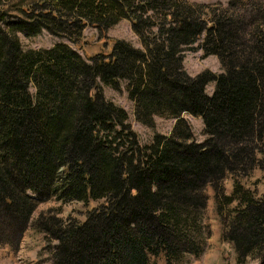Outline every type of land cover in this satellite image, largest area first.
I'll use <instances>...</instances> for the list:
<instances>
[{"label": "trees", "instance_id": "trees-1", "mask_svg": "<svg viewBox=\"0 0 264 264\" xmlns=\"http://www.w3.org/2000/svg\"><path fill=\"white\" fill-rule=\"evenodd\" d=\"M120 19L141 46L116 38L88 61L62 42L23 50L17 37L45 30L75 43L85 27L103 34ZM189 49L215 55L222 70L188 75ZM119 80L139 122L175 119L169 135L140 144L126 111L99 88L101 81L119 90ZM184 113L201 118L202 142ZM254 167L264 171L260 0H0V246L16 248L31 223L57 240L50 264H155L158 256L174 264L203 250L205 187L217 200L226 173ZM232 185L223 199L237 204L222 238L238 263L254 253L264 264V194ZM50 197L101 202L83 219L41 212L31 221Z\"/></svg>", "mask_w": 264, "mask_h": 264}, {"label": "rangeland", "instance_id": "rangeland-1", "mask_svg": "<svg viewBox=\"0 0 264 264\" xmlns=\"http://www.w3.org/2000/svg\"><path fill=\"white\" fill-rule=\"evenodd\" d=\"M196 3L206 4H221L226 5L228 0H189ZM259 1V0H257ZM264 3V0H260ZM100 31L94 27H85L82 30V35L75 43L63 37H57L42 30L39 34L33 36H24L17 33L19 43L23 50L27 49H48L56 43H65L86 61L87 58L96 53H108L111 49L113 40L116 38L125 39L133 46L140 47L141 43L132 31L130 23L126 19H120L114 26L106 29L101 35ZM197 41L196 43H198ZM195 43L194 46L197 44ZM193 46V47H194ZM182 66L184 71L194 76L204 70L212 72H220L221 65L215 55H204L201 50L189 49L183 52ZM99 88L104 99L110 100L115 105L122 107L126 113V122L131 129L137 134L140 144H147L152 140V137L157 134L169 135L174 125L175 119L165 116H152V124L150 126L139 122L134 115L133 101L128 97L127 82L119 80V90L98 81ZM213 82H209L205 86V93L210 95L213 89ZM29 90L34 93L35 89L30 85ZM182 116L190 124L192 139L196 142H202L206 135L203 134L202 120L199 116H192L188 113ZM237 180L241 185L252 190L256 196L264 194V171L258 167H254L247 175L232 176L226 173L221 181L222 194L230 195L232 192L233 182ZM33 195L31 190L27 191ZM206 195V204L202 212V225L209 230L204 236L203 250L199 256L185 254L179 261L174 264H256V254L247 255L240 263L236 260V253L233 244L222 238L223 220L229 218L232 210L236 207L237 201L233 200L228 203L223 198V195H218V199H214V191L211 186L207 185L204 189ZM101 200L88 201L87 203L79 201L60 202L50 197L47 200L38 202L32 212L31 221H34L39 213L43 212L48 215L55 214L61 219L68 217H76L83 219L85 213L92 206H96ZM218 205L221 209H218ZM29 223L28 227L23 232L17 247L10 249L6 246H0V264H50L51 257L57 240L49 236H45L43 232L37 231ZM151 261L155 264H165L162 256L151 257Z\"/></svg>", "mask_w": 264, "mask_h": 264}]
</instances>
